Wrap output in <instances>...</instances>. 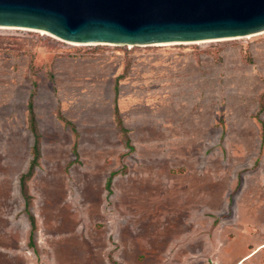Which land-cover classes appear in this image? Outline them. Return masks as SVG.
<instances>
[{"label":"rangeland","instance_id":"rangeland-1","mask_svg":"<svg viewBox=\"0 0 264 264\" xmlns=\"http://www.w3.org/2000/svg\"><path fill=\"white\" fill-rule=\"evenodd\" d=\"M33 92L29 244L19 178L32 159ZM257 117L264 33L73 46L0 28V264H264Z\"/></svg>","mask_w":264,"mask_h":264},{"label":"water","instance_id":"water-1","mask_svg":"<svg viewBox=\"0 0 264 264\" xmlns=\"http://www.w3.org/2000/svg\"><path fill=\"white\" fill-rule=\"evenodd\" d=\"M0 27L84 46H157L264 32V0H0Z\"/></svg>","mask_w":264,"mask_h":264},{"label":"trees","instance_id":"trees-1","mask_svg":"<svg viewBox=\"0 0 264 264\" xmlns=\"http://www.w3.org/2000/svg\"><path fill=\"white\" fill-rule=\"evenodd\" d=\"M33 87H34V89L36 88L35 82L33 83ZM117 95H118V90H117V86H116L115 87V102H116ZM33 96H34V92L31 93L30 99L28 102V106H27L28 127H29V130L31 131V133L33 135V139H34L33 145H32V150H31L32 151V159L29 163L27 171L24 174H22L19 178L20 193L24 198L25 210H26L28 220L30 223L29 244L32 243L33 238H34V234H35V230H36V222H35V218L33 217V215L31 213H29V211H28L30 198H29L28 193H27V182L33 176L34 170L38 166L39 159L41 157L40 135L38 132L37 121H36V117H35V113H34V109H33V101H32ZM114 116H115L116 126L122 135V138L124 140L125 145L128 148L132 149V146L130 145V139L128 137V130L123 125V122H122V119L120 117L116 103H115V107H114ZM58 117L60 120L64 121L67 125H69L73 128L72 124L69 121L65 120L60 114ZM257 120L261 125V143L264 144V123L261 121V119L259 117H257ZM73 130H74V128H73ZM113 176H114V173H111L108 180H107V183H106L107 189H109L111 186Z\"/></svg>","mask_w":264,"mask_h":264},{"label":"bare ground","instance_id":"bare-ground-1","mask_svg":"<svg viewBox=\"0 0 264 264\" xmlns=\"http://www.w3.org/2000/svg\"><path fill=\"white\" fill-rule=\"evenodd\" d=\"M0 28H3V29H15V28H7V27H0ZM19 30H26V29H19ZM28 31H30V30H28ZM34 32H38V33H42V34H47V33H44V32H42V31H34ZM262 33H264V32H262ZM262 33H260V34H262ZM259 34V35H260ZM47 35H49V34H47ZM49 36H51V35H49ZM51 37H53V36H51ZM247 37H249V36H247ZM246 37V38H247ZM53 38H55V37H53ZM55 39H57V38H55ZM57 40H59V39H57ZM60 41V40H59ZM64 42V41H63ZM206 42H209V41H206ZM66 43H68V42H66ZM198 43H200V42H198ZM68 44H70V45H73V46H84V45H80V44H74V43H68ZM183 44H186V43H183ZM167 45H172V44H167ZM157 46H164V45H157Z\"/></svg>","mask_w":264,"mask_h":264}]
</instances>
